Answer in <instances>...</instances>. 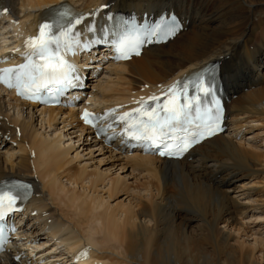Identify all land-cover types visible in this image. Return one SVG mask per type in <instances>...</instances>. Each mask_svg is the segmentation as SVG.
<instances>
[{
    "label": "bare ground",
    "instance_id": "bare-ground-1",
    "mask_svg": "<svg viewBox=\"0 0 264 264\" xmlns=\"http://www.w3.org/2000/svg\"><path fill=\"white\" fill-rule=\"evenodd\" d=\"M63 1L75 11L89 12L86 22L94 13L141 15L163 10L174 11L184 21L185 29L172 41L151 46L125 64L105 68L129 76L128 89L100 85V72L98 84L89 92L98 107L131 104L137 98L155 95L186 69L215 60L221 63L229 94L225 108L231 130L199 145L180 161L115 153L131 174L139 172L136 175L141 180L138 177L131 189L120 177L105 183L108 175L96 169L87 172L85 165L72 168L78 154L73 159L69 151L75 146L64 148L60 135L40 136L42 121L51 128L62 115L69 124L79 125L78 141L83 133L88 138L90 134L74 109H37L18 102L11 93H7V104L0 90V150H5L0 152V182L26 180L35 187V197L24 214L27 220L21 241L26 242L22 244L25 249L33 254L32 249L51 245L65 262L77 254L85 264H264V239L254 235L252 244L240 241L248 234L243 221L250 205H245L252 202L240 205L239 199L230 195L238 189L245 191V185H237L241 178H259L248 185L249 191L258 186L264 189L262 153L236 141L243 134V123L264 117V0H0L9 14L0 19V29L10 33L12 28L13 38L21 37V29L24 35L33 34L45 13ZM12 19L16 23L10 22ZM35 113L42 118L39 129L32 123ZM91 139L102 145L95 137ZM123 188L132 198L110 205L109 200L122 195ZM260 204L253 208L260 215L252 218L263 221L264 202ZM43 231L49 240L40 245ZM35 253L46 257L42 251ZM0 264L19 263L3 255Z\"/></svg>",
    "mask_w": 264,
    "mask_h": 264
},
{
    "label": "snow or ice",
    "instance_id": "snow-or-ice-1",
    "mask_svg": "<svg viewBox=\"0 0 264 264\" xmlns=\"http://www.w3.org/2000/svg\"><path fill=\"white\" fill-rule=\"evenodd\" d=\"M53 13L51 20L45 21L39 25L38 34L30 37L25 42L28 51L25 52L26 63L17 68L0 69V83L8 88L16 87L18 94L25 95L28 98L34 97L41 87L48 84L69 85L73 79L74 68L68 64L61 54V49L67 52H73L75 45L79 43V33L75 31L76 26L82 21L81 18H73L70 12L60 6L50 10ZM164 27L158 25L150 31V35L159 34L160 29ZM173 26H168L171 31ZM144 41H141L143 43ZM120 57L127 58L128 49L121 46L118 49ZM136 54H139L138 51ZM38 58V60L34 59ZM42 61V62H41ZM195 89L196 95H189L188 89ZM23 89V91H19ZM213 96V85L207 83L203 76L192 82H176L164 94L163 102L159 98L152 96L149 99L155 106L150 110L143 101L141 107L132 113H125L119 117L126 125L125 133L130 134L132 138L138 141L150 142L154 146L163 145L165 150H161L159 155H177L187 149L190 143L198 140L181 141L173 148L165 139L174 123H179L191 115L193 109L197 112V117L204 121V131L200 133L214 134L216 121L211 119V108L203 115H200L201 104L200 96ZM110 115V114H106ZM85 123H89L97 117H92L85 112L82 117ZM24 184L0 185V220H4L9 210H14L19 199H22L21 189H26ZM2 233V230H0Z\"/></svg>",
    "mask_w": 264,
    "mask_h": 264
},
{
    "label": "rangeland",
    "instance_id": "rangeland-1",
    "mask_svg": "<svg viewBox=\"0 0 264 264\" xmlns=\"http://www.w3.org/2000/svg\"><path fill=\"white\" fill-rule=\"evenodd\" d=\"M30 11L31 10H29V12ZM1 31H2L3 34L0 35V48L2 47L1 49H3V47H6L7 45L1 46V44H7V43H9L11 37L13 38V36H10L12 34L7 33V30H5L4 28H2ZM105 68H110V67L109 66L103 67V71L101 72L100 78H98V80H102L101 83H100V85L109 84V86L115 88L116 90L117 89L122 90L123 87H124L123 90H126V89H128L130 87V84L131 83H130V77L129 76H127L125 74L124 75L123 74L122 75H119L118 72L115 73V74H113L112 71H107ZM106 71L109 74L106 73ZM116 79H118V80H116ZM124 79L125 80H128V81H125ZM96 80L97 79H95L94 81L90 82L91 89H92L93 86H95V85L98 84L99 81L96 83ZM113 84H115V86H113ZM117 84H118V87H117ZM125 87H127V88L125 89ZM4 101L7 104L10 103L9 97H7V96L4 97ZM11 113H13V112H11ZM26 113H27V111H26ZM59 117H58L57 121L52 124L53 126L51 128H48V126L45 124V122L42 121L41 125L43 124L42 127H44L45 129L42 128L38 132H39L40 136H42V137H48V136L49 137L50 136L51 137H54L55 135H57V136L60 135L61 137H63V141H65V143L63 144V147L64 148H67V146L69 148V146H71V145L72 146L73 145L75 146L73 149H71L69 151L70 152L69 153V157H71L73 159L75 158V155L78 154V158L77 159H74L75 161H73L71 163V167L72 168H77V166L79 168H81L83 165H85L87 172H90L91 170L93 171L94 169H96L100 173H102L104 175H108V177L106 178V182L105 183H107L112 178L114 179L116 177H118V178L120 177V178H122L123 182L128 183L127 184L128 186L130 185L129 188H131V189H133L132 186H134V187L136 186L135 185L136 184V181L135 180L138 177H139V180H141L140 179L141 177L136 175L139 172H134V173L131 174V169H127V167H126V165L124 163L125 162L124 160H120V158L118 159V156L119 155H115L116 152H112L110 149L109 150L108 149H105L104 146L103 145L100 146V144L98 142H95L94 143L93 142V139H91V136H89L88 138H86L87 137V134L83 133V135L81 136V140L78 141L79 140L78 137L81 134L78 131L80 129L79 125L77 123H75V124L73 123L74 125L73 124L71 125V124H69V122H68L67 119H64L63 120L64 117H62V115L59 116ZM261 118H264V117L261 116L260 119ZM41 119L42 118H41V116L39 117V113L38 114L35 113L33 115V121H32V123H33V126L35 127V129H39L40 128V121H41ZM260 119L258 118V120H259L258 122H250L249 124L248 123H245L246 125L243 123L242 126H244V128L240 130V132H242L243 134L240 133L242 135H238V137L239 136L240 137L239 138L237 137L236 141L239 144L242 143L241 145L244 144L243 146H245L247 149H249V148H250V150L252 149L251 151H253V152L255 150L254 153H256V154L261 155L260 153H262L261 157H262V160L264 161V158H263L264 157L263 156V154H264V120L262 119L260 121ZM66 120H67V122H65ZM259 125H260V127H259ZM74 126H75V128H74ZM76 126H77V128H76ZM41 133H42V135H41ZM6 141L9 143L10 142V139H6ZM4 151L5 150H0V152H2V153ZM257 151L259 153H257ZM125 178H126V181H124ZM256 180L257 181H260L259 178H256V179H247V178L238 179L237 180V183L238 184L237 183L236 184L239 185V186H241V185L244 186L245 185L246 186L245 187V191H238L239 190L238 189V190L232 191L230 193V195L233 196V197H235V199L237 198V201L239 199L238 203L240 202L239 203L240 205H244V203L247 202V201H250V203L252 202L251 204H246L245 205V206H247V205L248 206L250 205V206H249V209H248L249 210V213L246 214L243 222L246 223V224L244 223L245 224L244 230H245V233L247 231V233H248L247 236H251V235H253V236L249 237V239H248L247 236H243L242 235V238L240 240L241 242H244V241L247 242L249 240L248 241L249 242L248 244H252L253 243L252 240L254 238V235H255V237L257 239H261V238L264 239V220L261 221L262 219L261 220H258L257 219L258 220L257 221L256 220V217H253L252 218V215H257V216L260 215L259 213H256V211H254L253 208L254 207H260L262 205L260 203H263L264 202V192H263L264 189H262L261 186L260 187L258 186L255 191L254 190H250L249 191V189H248L249 186L252 185L251 184L252 182H257ZM63 181L65 182V180H63ZM142 181H143V179H142ZM126 183H124L125 189L128 188L127 185H125ZM107 186H109V184ZM106 188H108V187H105V189ZM252 188H254V185L250 189H252ZM125 189L123 188L122 190H124V191H122V193H119V194H122V195H119L118 194L119 195L118 198L115 197V196H113L112 197L113 199L109 200L110 205L114 206L116 203L121 202V201L124 202V203H127L129 201V199L132 198V196H129L130 195V192L127 193L128 191L125 190ZM257 189H259V190H257ZM104 191L106 192V190H104ZM104 191H101L102 193H100V194L105 193ZM245 192H246L247 195H245ZM240 194H242V195L240 196ZM106 195L107 194H104L105 199H107L106 198ZM251 205H252V208H250ZM262 217H264V213L262 214ZM247 221H250V222H248L249 224L247 223ZM28 223H30V222H28ZM40 232H41V230H40ZM43 232H45V233H42V236L43 237H42V239L40 238L39 244L41 243V241H48L49 240L48 237H47L46 231H43ZM34 253H35V251H34Z\"/></svg>",
    "mask_w": 264,
    "mask_h": 264
}]
</instances>
